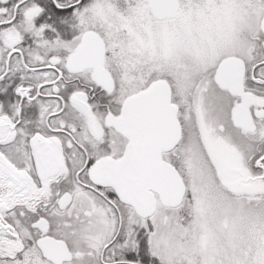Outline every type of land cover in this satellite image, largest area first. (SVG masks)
I'll return each mask as SVG.
<instances>
[{
    "label": "snow or ice",
    "instance_id": "1",
    "mask_svg": "<svg viewBox=\"0 0 264 264\" xmlns=\"http://www.w3.org/2000/svg\"><path fill=\"white\" fill-rule=\"evenodd\" d=\"M216 3L0 0V264H264V0Z\"/></svg>",
    "mask_w": 264,
    "mask_h": 264
},
{
    "label": "rangeland",
    "instance_id": "2",
    "mask_svg": "<svg viewBox=\"0 0 264 264\" xmlns=\"http://www.w3.org/2000/svg\"><path fill=\"white\" fill-rule=\"evenodd\" d=\"M233 0H213L216 3V8L212 15L203 17L199 15H193L190 19L196 29L194 38L207 44H215L222 41L227 35L226 29L232 21L231 4ZM185 17L178 15L174 19L169 20L170 27L182 26ZM202 29V30H201ZM162 39L161 35H157L156 41L159 44ZM217 243H223V234H218L216 237Z\"/></svg>",
    "mask_w": 264,
    "mask_h": 264
},
{
    "label": "flooded vegetation",
    "instance_id": "3",
    "mask_svg": "<svg viewBox=\"0 0 264 264\" xmlns=\"http://www.w3.org/2000/svg\"><path fill=\"white\" fill-rule=\"evenodd\" d=\"M177 16H178V15H177ZM177 16H176V17H177ZM176 17H174V18H176ZM174 18H169V20H170V19H174Z\"/></svg>",
    "mask_w": 264,
    "mask_h": 264
},
{
    "label": "water",
    "instance_id": "4",
    "mask_svg": "<svg viewBox=\"0 0 264 264\" xmlns=\"http://www.w3.org/2000/svg\"><path fill=\"white\" fill-rule=\"evenodd\" d=\"M171 18V17H170Z\"/></svg>",
    "mask_w": 264,
    "mask_h": 264
}]
</instances>
